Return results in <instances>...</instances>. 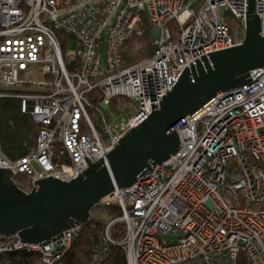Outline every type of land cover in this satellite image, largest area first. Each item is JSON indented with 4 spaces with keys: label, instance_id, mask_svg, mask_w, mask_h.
Listing matches in <instances>:
<instances>
[{
    "label": "built area",
    "instance_id": "built-area-1",
    "mask_svg": "<svg viewBox=\"0 0 264 264\" xmlns=\"http://www.w3.org/2000/svg\"><path fill=\"white\" fill-rule=\"evenodd\" d=\"M247 2L0 0V98L20 100L38 133L18 160L0 146V169L29 192L37 180L69 182L105 159L184 69L243 41ZM255 11L264 38V0ZM145 23L153 50L131 60ZM247 79L173 125L178 151L90 212L87 224L106 221L104 243L120 246L126 264H264V66ZM114 98L126 99L130 114L113 134L105 112ZM111 206L117 216H107ZM86 225L39 245L1 238L0 264L17 252L34 264H69ZM104 252L97 247L82 264H98Z\"/></svg>",
    "mask_w": 264,
    "mask_h": 264
},
{
    "label": "water",
    "instance_id": "water-1",
    "mask_svg": "<svg viewBox=\"0 0 264 264\" xmlns=\"http://www.w3.org/2000/svg\"><path fill=\"white\" fill-rule=\"evenodd\" d=\"M245 36L233 48L212 52L184 69L177 83L153 106L147 118L127 132L105 159L69 182L48 177L24 192L9 169H0V239L17 235L24 243L43 244L72 225H86L90 212L106 195L134 184L151 166L178 150L171 127L186 115L225 93L247 84V72L264 66V38L255 0H248Z\"/></svg>",
    "mask_w": 264,
    "mask_h": 264
},
{
    "label": "trees",
    "instance_id": "trees-1",
    "mask_svg": "<svg viewBox=\"0 0 264 264\" xmlns=\"http://www.w3.org/2000/svg\"><path fill=\"white\" fill-rule=\"evenodd\" d=\"M143 36L138 40L141 44V51L131 57H144L152 52L151 27L144 24ZM129 103L126 99H112L107 119L113 115H129ZM127 106V109H120ZM37 126L30 114L21 111V102L16 98H0V146L1 151L9 160H18L24 157L27 152L35 146L37 137ZM120 209L116 206L106 207L107 216H117ZM106 226L105 220H97L87 224L83 229V236L73 243L72 249L68 252L69 264H82L89 254L97 247L105 248L103 259L98 264H126V255L122 248L114 244L104 243L103 234ZM121 234L114 233L112 240L117 242ZM7 264H34L37 260L34 256L17 252L6 257ZM5 259V260H6Z\"/></svg>",
    "mask_w": 264,
    "mask_h": 264
},
{
    "label": "rangeland",
    "instance_id": "rangeland-1",
    "mask_svg": "<svg viewBox=\"0 0 264 264\" xmlns=\"http://www.w3.org/2000/svg\"><path fill=\"white\" fill-rule=\"evenodd\" d=\"M221 12H223V8H222ZM120 107H121L120 109H122L123 111H124V109H127V106H124V107L120 106ZM127 119H128V116L126 114L118 115V116L117 115H113L111 117V122L109 123V130H111L113 134L114 133H119L121 131L120 129L122 128L124 122ZM21 185H22L23 189H25V190L28 189L29 185H27V179L22 180ZM163 240L164 241H168L170 243H174L175 242V237L168 235V236H164Z\"/></svg>",
    "mask_w": 264,
    "mask_h": 264
},
{
    "label": "bare ground",
    "instance_id": "bare-ground-1",
    "mask_svg": "<svg viewBox=\"0 0 264 264\" xmlns=\"http://www.w3.org/2000/svg\"><path fill=\"white\" fill-rule=\"evenodd\" d=\"M29 114V113H28Z\"/></svg>",
    "mask_w": 264,
    "mask_h": 264
}]
</instances>
